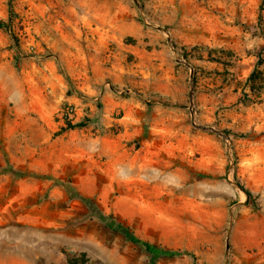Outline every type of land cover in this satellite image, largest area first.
<instances>
[{"label": "rangeland", "instance_id": "374dc122", "mask_svg": "<svg viewBox=\"0 0 264 264\" xmlns=\"http://www.w3.org/2000/svg\"><path fill=\"white\" fill-rule=\"evenodd\" d=\"M0 21V264H264V0H0Z\"/></svg>", "mask_w": 264, "mask_h": 264}, {"label": "trees", "instance_id": "16d2710c", "mask_svg": "<svg viewBox=\"0 0 264 264\" xmlns=\"http://www.w3.org/2000/svg\"><path fill=\"white\" fill-rule=\"evenodd\" d=\"M6 27V24L2 21H0V29H3ZM252 76H250L251 79ZM66 127L69 129L75 128V126H72L70 122H67ZM246 195L248 196V193L246 192ZM109 228L115 231H118L123 234L125 238H127L132 244L142 247L151 257L153 260L158 258H171L178 255H182L180 252L175 251H169L162 249L160 247H156L154 245H151L150 243L140 240L137 237L133 236L128 232L126 228L121 226L120 224H110Z\"/></svg>", "mask_w": 264, "mask_h": 264}, {"label": "built area", "instance_id": "2783aa9c", "mask_svg": "<svg viewBox=\"0 0 264 264\" xmlns=\"http://www.w3.org/2000/svg\"><path fill=\"white\" fill-rule=\"evenodd\" d=\"M76 115V112L75 110L73 109H67L65 112H64V119L67 120V122H71L72 119L75 117Z\"/></svg>", "mask_w": 264, "mask_h": 264}]
</instances>
